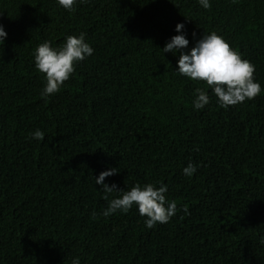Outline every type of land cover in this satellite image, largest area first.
<instances>
[{
	"label": "trees",
	"instance_id": "obj_1",
	"mask_svg": "<svg viewBox=\"0 0 264 264\" xmlns=\"http://www.w3.org/2000/svg\"><path fill=\"white\" fill-rule=\"evenodd\" d=\"M210 3L0 0V264H264V0ZM177 23L189 48L222 35L261 93L225 109L177 74L178 55L161 50ZM80 32L94 53L46 100L34 49ZM197 87L210 96L198 111ZM108 168L116 190L163 183L189 214L152 229L135 205L104 217L119 196L95 184Z\"/></svg>",
	"mask_w": 264,
	"mask_h": 264
},
{
	"label": "clouds",
	"instance_id": "obj_2",
	"mask_svg": "<svg viewBox=\"0 0 264 264\" xmlns=\"http://www.w3.org/2000/svg\"><path fill=\"white\" fill-rule=\"evenodd\" d=\"M57 4L65 10H73L77 0H56ZM85 2V0H81ZM204 8L211 7L210 0H198ZM175 32L178 33L165 43L162 52L178 55L177 68L175 72L191 80L203 81L211 92L217 97V103L222 108H228L246 99L251 100L262 91L261 85L253 78L254 65L242 54L232 48L222 35L216 31L204 33L195 40L189 48V39L184 31V24L177 23ZM195 36V33L193 34ZM7 32L3 25H0V44L4 45ZM94 48L86 41V33L68 35L60 46H53L52 41L45 40L39 43L34 49V66L38 72L43 73L46 83L44 84L41 96L47 100L52 94L60 91L62 85L75 72V67L81 61L92 56ZM210 96L204 88L197 87L192 101L193 110L203 109L209 104ZM31 138L43 141L45 134L36 129L31 133ZM198 165L189 162L183 168V175L191 178L197 171ZM116 168H108L101 171L94 178L95 184L100 186L106 194L113 191L119 192L117 198L108 201L107 208L101 213L109 217L118 211L127 213L136 206L140 216L146 217L144 225L147 229L154 228L157 224H166L182 210L185 215L189 214L185 205L178 209L175 200H169L166 196L168 186L160 183H147L133 185L129 190H116V185L105 183V178L116 173ZM106 200L108 196L104 197ZM95 218L96 213H92ZM264 243V239L261 240ZM71 264H81L80 257H74Z\"/></svg>",
	"mask_w": 264,
	"mask_h": 264
}]
</instances>
